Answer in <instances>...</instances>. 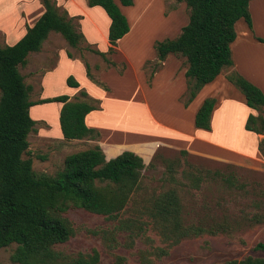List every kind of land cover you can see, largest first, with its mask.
<instances>
[{"label":"rangeland","instance_id":"374dc122","mask_svg":"<svg viewBox=\"0 0 264 264\" xmlns=\"http://www.w3.org/2000/svg\"><path fill=\"white\" fill-rule=\"evenodd\" d=\"M176 2V0H132L131 5L119 6L121 13L131 24H134L131 33L120 42V49L111 55L113 61H120V58L124 61L118 62L116 66L105 62L100 55L96 54L93 45L84 43L82 40L74 47L65 45L67 57L80 58L84 64V71L87 65L93 79L91 80L86 73L85 75L91 82L97 81L94 69L114 67L117 72V76L108 73L105 80L100 79L106 86L104 90H109L107 85L110 87V92L99 95V98L103 97L102 110L96 118V123L101 129L100 134L104 133L105 141L109 139L116 141L125 137L130 138L131 141L159 138L173 143L190 144L209 152L231 153L234 152L231 147L237 144L239 147H248L251 137L238 136L239 134L235 131L239 127L232 126L233 119L230 121L231 131L228 139L232 137L235 141L230 144L226 143L228 139L217 142L216 125L212 133H194V130H191L189 112H181L179 106H176L177 102L170 97L171 93H167L168 88L165 83L166 77L171 73V67L165 68L162 72L163 76L156 82L152 93L148 91L142 93L136 85L133 70L140 73L142 69L148 81L153 72L160 67L159 64L155 66V60L144 61L142 65L140 63L145 57L156 56L153 43L151 45L149 41L152 36L162 38L160 40L174 36H161L162 32L171 35L172 31H157V27L164 24L163 15L172 11ZM262 5L264 6V0H255L249 6L256 23L264 21ZM182 13L187 18L188 12L185 7ZM72 18L69 19L77 27V19ZM238 22L244 23L242 19H239L235 22L237 26H239ZM2 43L0 38V46H4ZM56 43L52 44L51 41L50 45L57 48ZM103 44L100 38L95 46L99 48ZM41 53L28 55L19 71L23 76L33 74L35 77V73H38L36 81L32 77L25 78V82L30 87L33 86L30 98H36L39 94H67L66 84L62 78L67 69L65 66L58 70L55 82L46 83L43 92L38 90L39 73L43 72L44 68L50 65V60L52 61L55 57L52 54L44 57ZM92 54L94 56H90ZM123 54L128 62L123 58ZM173 55L179 59L180 67L185 68L184 58ZM247 55L246 53L240 62H243L248 71V67L255 68L256 65ZM106 57L109 59L108 55ZM123 65L126 72L124 78L120 75L123 71L120 68ZM230 70L231 68H224L221 72L222 76L225 78ZM76 73L75 71L74 74L77 75ZM261 85L264 89L263 81ZM80 90L83 89L76 90L69 100L91 102V97L88 95L83 97L79 94ZM92 90L99 93L98 85H94ZM180 99L182 103L184 97L181 96ZM93 100L98 102L96 99ZM36 103L43 104L37 101ZM38 109L42 114L48 111V108L43 110L42 106ZM33 120V128L26 138L27 152L22 154V157L30 158L31 169L35 175L53 176L62 168L63 159L67 154L95 145L99 146L100 135L92 139L89 137L64 139L57 130L54 118ZM173 128L183 130L194 137L182 136L183 140L179 141V134L176 133L178 131L175 132ZM185 132L182 134L185 135ZM181 150L184 149L168 144L155 146L152 156L144 163L145 167L141 171L138 188L129 195L125 209L116 219H108L100 214L68 206L61 215L71 222L73 234L65 242L54 245V249L65 255L86 254L94 249L97 251L99 264H116V262L119 264H213L228 259L238 260L248 255L264 257V250L253 248L256 242L264 243V155L257 150L260 155L246 153V156L241 159L229 161L187 150L181 152ZM167 191L174 192L179 203V224L182 227L193 225L201 228L200 232L196 234L190 232L189 235L179 237L170 245L173 237L165 231L162 234L160 232L162 229L157 227L161 219L152 218L148 212L153 201ZM122 219H127L134 225H140L139 233L129 234L124 229L114 230V226ZM211 230L214 232L211 233ZM14 247V243L0 247V264H18L10 260ZM154 247H159L165 252L156 255L155 251L153 252Z\"/></svg>","mask_w":264,"mask_h":264},{"label":"trees","instance_id":"16d2710c","mask_svg":"<svg viewBox=\"0 0 264 264\" xmlns=\"http://www.w3.org/2000/svg\"><path fill=\"white\" fill-rule=\"evenodd\" d=\"M40 1L44 11L33 25L26 27L15 43L0 47V247L14 243L10 260L18 264H99L94 249L86 254L75 255H65L54 249V245L65 242L73 234L71 222L61 213L68 206H73L116 219L125 209L129 195L138 188V180L145 165L140 156L129 150L105 159L100 147L95 145L67 154L62 168L53 176H48L35 175L30 158L22 157L27 152L26 138L33 128L34 120L28 113L29 106L33 104L28 97L30 87L23 82L17 67L24 64L28 52L39 49L50 30L60 33L72 47L83 40L82 34L74 29L66 14L57 11L53 0ZM176 1L184 2L188 12L187 22L175 37L155 40L153 47L157 61L155 66L169 53L184 58L186 91L182 104L186 106L204 84L212 81L224 68L232 67L229 45L235 38L233 25L241 18L250 28L247 10L249 0ZM117 2L127 6L131 5L132 0ZM86 4L98 5L109 18L107 53H112L115 41L128 31L125 16L114 0H86ZM255 39L264 43L261 38ZM95 52L105 62L116 66L104 53ZM85 73L93 79L87 65ZM225 78L243 95L245 105L258 112L246 116L243 128L263 134V93L233 69ZM93 82L106 89L103 84L95 80ZM65 83L71 87L78 86L71 75L66 77ZM79 94L87 96L84 90H80ZM91 100L93 102L69 101L65 94H60L37 102L62 103L58 112V125L64 139H92L99 133L84 123L85 114L96 108V101ZM214 102L213 97L201 101L193 116L196 128L209 129V115ZM257 150L264 155V137L257 142ZM178 204L174 192L167 191L158 196L148 209L152 218L161 219L160 225H157L162 229L160 232L164 234L165 231L173 237L169 245L179 237L201 230L199 226L182 227L179 224ZM140 228V225H134L127 219L118 221L114 226V230L124 229L129 234H138ZM253 248L264 250V243L256 242ZM154 251L156 255L165 252L159 247H154ZM213 264H264V257L248 255L238 260L228 259Z\"/></svg>","mask_w":264,"mask_h":264},{"label":"crops","instance_id":"0c3cea01","mask_svg":"<svg viewBox=\"0 0 264 264\" xmlns=\"http://www.w3.org/2000/svg\"><path fill=\"white\" fill-rule=\"evenodd\" d=\"M55 3V6L57 8V11H63L67 18L73 17L72 19H77V27H73L75 30L80 32L83 37V42L87 43L89 45H93L95 48V51H99L101 53H104V56H109V60L114 62L116 65L118 62H124L122 61V58H120V61H113L111 58V55L115 51H118L120 48V42L127 37L131 31H132V25L134 23H130L129 20L126 19L128 24V31L120 38H118L115 41V45L113 46V52L108 54L107 53V28L109 24V18L105 14V12L102 10L101 7L98 5L88 6L86 4V0H53ZM255 0H249L247 3V10L249 12V18H250V28L247 27L246 23H239V26L234 23V32H235V38L230 43L229 48L231 51V58H232V67L231 69L235 70L237 73H239L245 80L259 88V90L264 95V89L261 85V82H264V44L263 42H260L255 39V37L261 38L264 40V21L263 23H256L253 19V13L250 6L251 2ZM117 4L118 2L115 1ZM118 6H121L118 4ZM128 6V5H127ZM186 8L184 2H176L175 8L172 9V11L167 12L166 15H163L164 24H161L159 27H157V31H172L171 35L165 34L164 32L161 33V36H169L175 37L179 31L181 26L187 22V18H185L184 13H182V10ZM44 11V7L40 0H0V38L2 39V45H12L15 43L25 32L26 27H30L33 25V23L37 20V18L42 14ZM262 11H264V6L262 5ZM161 13H163V9H161ZM126 18V17H125ZM241 19V18H239ZM238 19V20H239ZM262 19V17L260 18ZM237 21V20H236ZM235 21V22H236ZM257 25H256V24ZM260 25V26H259ZM76 27V28H75ZM156 31V33H157ZM252 36V37H251ZM160 37V36H159ZM171 37V38H173ZM102 39L104 44L103 46H100L99 48H96L95 45L99 43V39ZM162 38L153 37L150 39V44L155 40H160ZM52 41L57 42L56 47H52L50 45ZM48 45H50L48 48ZM65 45L67 47L68 43L65 41V39L61 36L60 33L55 31H48L46 37L43 39V41L40 44V47L36 51H30L25 56V62L26 58L30 54H40L41 53L44 57L48 54H52L53 57L52 61L50 60V65L48 67H45L43 72H40L39 78L40 82L37 86H39V89L41 92H43V88H45L46 83L50 84L52 82H55L56 75L59 69H61L63 66H65L66 71L63 74L62 78H64V84L65 78L68 74H72L71 76L74 78V80L78 83L77 87H71L66 85L65 90H67V100L71 97V95L74 94V92L78 89H83L86 94L91 97L92 99H96L98 102H96V109L90 110L88 113L84 116V123L87 127L94 128L98 131L100 138H99V146L101 147V150L104 154L105 159H108L110 157L115 156L116 154L120 153L123 150H129L133 153L137 154L141 157L143 163H145L149 158L152 156V151L154 150L155 146L157 144H168L170 146L178 147L187 151L195 152L198 154L213 156L217 158H221L224 160L229 161H235L237 159H241L242 157L246 156V153L248 154H258L257 151V142L264 137V111L262 112V119H263V134H256L252 131L245 130L243 128V124L245 121V118L248 114L256 115L258 112L255 109L249 108L245 105L243 95L236 89H234L232 84L228 82L224 76H222L221 72L210 82L204 84L193 96V98L189 101V103L186 106H183L181 101V96H183V93L186 91V83H185V77H184V67H180V61L177 59L173 54H167L165 58L159 62V69L157 71H154L152 74L151 79L147 81V77H145L143 70H140V73L133 70V76L136 80V85L138 89L145 93V91L152 93L153 90H155V84L161 77L163 76L162 72H164L165 68L171 67V73L169 76L166 77V85L168 88V92H170V97L177 102L176 106H179V110L181 112H189V123L190 128L194 133H201V132H207L212 133L213 130L215 131V125H216V132H217V142L220 143L221 140L224 139L227 140L228 136L230 135V121L234 120V125H238V129L235 131L238 133V136L247 135L248 137H251V140L249 141L248 147H239V144L236 146H232L231 149L234 150V152L228 153L226 151H203L202 148H195L190 144H183L182 142L173 143L169 140H161L159 138H150V139H136L131 141L130 138H122L121 140H107L103 139L104 133L100 134L101 129H99V126L96 123V118L99 116L101 110H102V101L103 97L99 98L100 93H108L110 92V87L107 85L109 90H104L102 87L98 85V91L99 93L94 92L92 89L94 88V85L97 86L95 82H91L85 75L84 71V64L83 61L80 58L73 57L69 58L66 56L65 53ZM77 45V44H76ZM70 46V45H68ZM2 47V46H0ZM46 47V49H43ZM65 47V48H64ZM72 47V46H71ZM69 48V47H68ZM244 53V54H241ZM247 56L251 61L256 65L254 67H248V71L246 70L245 65L243 62H240L244 57ZM97 54V53H96ZM99 55V54H98ZM94 56V54L90 55ZM123 58H125L126 62H128V59L123 54ZM107 58V57H106ZM156 61V56L153 55L150 58H144L141 60V65L144 61ZM24 62V64H25ZM88 63V61H86ZM23 64V65H24ZM19 65L18 71H20L21 66ZM89 65V64H88ZM140 65V66H141ZM124 66V65H123ZM126 68V67H125ZM72 70V71H71ZM75 71L77 72L75 75ZM20 73V72H19ZM113 73L115 76H117V72L114 70V67H108L103 69H94V75L97 79V82L103 83V81H100V79L105 80L106 74ZM116 73V74H115ZM22 75V73H20ZM126 72L123 69L122 73L120 74L122 78H124ZM30 75V74H28ZM23 76V82L27 85L28 83L25 82V78L28 79V77L34 78L36 81L38 73H35V77L33 74L30 76ZM140 76V77H139ZM120 77V78H121ZM169 79V80H168ZM164 80V78H163ZM165 81V80H164ZM105 86V85H104ZM30 87V85H29ZM106 87V86H105ZM29 90V100L33 102L32 105L28 108L29 116L32 119H38V118H54L55 123H57L56 127L59 133L61 134L59 130L58 125V112L61 106V102H55V103H45L38 104L36 101L48 98L60 94H54V95H40L36 98H30V93L33 91V86L30 87ZM38 88V87H37ZM145 96V94H144ZM169 96V95H168ZM205 97H213L215 99L213 108L209 115V129H201L196 128L193 125V116L200 105L201 101ZM143 98V97H142ZM70 101V100H69ZM100 102V103H99ZM145 103H147V100H145ZM43 107V110H46L45 108H48V111H44L43 114L39 111L38 108ZM45 107V108H44ZM39 112V113H35ZM173 130L179 134L178 139L183 140L182 136L184 138L187 137H194L187 134V132L183 130L174 129ZM185 132V135L182 134ZM235 140H232V137L226 141V143H232ZM115 146V147H114ZM117 146V147H116ZM119 146H121L119 148ZM232 150V151H233ZM249 157V155L247 156Z\"/></svg>","mask_w":264,"mask_h":264}]
</instances>
